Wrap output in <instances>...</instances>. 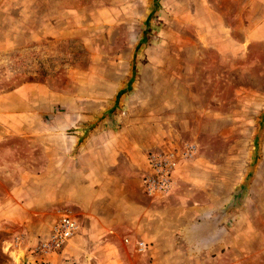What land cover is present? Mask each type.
Here are the masks:
<instances>
[{"label": "rangeland", "instance_id": "1", "mask_svg": "<svg viewBox=\"0 0 264 264\" xmlns=\"http://www.w3.org/2000/svg\"><path fill=\"white\" fill-rule=\"evenodd\" d=\"M24 84L47 112L0 133V264L95 200L138 205L170 264H264V0H0L1 110ZM170 153L149 195L148 157ZM69 240L43 264H75Z\"/></svg>", "mask_w": 264, "mask_h": 264}, {"label": "crops", "instance_id": "2", "mask_svg": "<svg viewBox=\"0 0 264 264\" xmlns=\"http://www.w3.org/2000/svg\"><path fill=\"white\" fill-rule=\"evenodd\" d=\"M30 30L31 29H29L28 33H26V31L24 32L26 35H29V37L32 36V31ZM10 47H12V45ZM34 91L35 92H33V86L28 88L26 84H24L22 89L15 90L14 93L11 94L10 100L13 99V101H18L22 99L24 107H17V104H14L11 108L4 110L0 109V133L3 130L23 133L32 131V123H37L39 115L43 112H47V107H45V109L33 107V100L43 99L46 94V99H48L49 90L40 86L38 89L35 88ZM10 104H12V102ZM44 114L45 113H43V115ZM122 206L117 204L100 206L95 200L94 204H91V207H89L87 211H81V221L78 222L79 232L68 241V244H72L79 248V252L77 251L74 253V258L76 260L75 264H132L134 257L137 258L135 261L137 264H154L153 260H156L160 255H162L161 257L165 264H170L172 247L170 244L168 245V241H166L169 240V236L162 237L159 235H151V237H147L143 235L142 232H145V230L143 231V225L140 224L141 221L136 222L135 218H130V216L127 215V212H136L138 205H134L133 208L129 209ZM70 213L72 214V212ZM75 217L76 216H74V218ZM75 219L77 220V218ZM139 224L141 225L140 227L138 226ZM214 231L217 235L218 226L214 227L213 232ZM123 238L128 239L123 241ZM140 238H146L145 240L147 242H152V250L149 252V255L136 253L134 244ZM199 240H201V238H199ZM84 242L87 246L85 252L82 253ZM163 244L166 246L164 247ZM9 247L10 256L14 254V256L8 259L10 264H24L25 262H23L22 257L25 252L24 249L21 246ZM135 253L138 255L135 256ZM15 256H17V260ZM146 256L147 260H145ZM55 264H65V262L59 261V263L56 262Z\"/></svg>", "mask_w": 264, "mask_h": 264}, {"label": "built area", "instance_id": "3", "mask_svg": "<svg viewBox=\"0 0 264 264\" xmlns=\"http://www.w3.org/2000/svg\"><path fill=\"white\" fill-rule=\"evenodd\" d=\"M151 171L144 175V189L149 195L164 191L170 184V172L176 165V157L173 153L168 155L152 154L148 157ZM79 231L77 220L68 213H62L53 223L48 235L40 240L25 257V262L43 264L45 256L49 253L61 250L68 239ZM127 239H125L126 241ZM142 241L137 242V247L143 248Z\"/></svg>", "mask_w": 264, "mask_h": 264}]
</instances>
